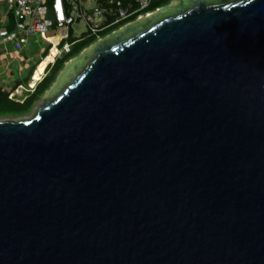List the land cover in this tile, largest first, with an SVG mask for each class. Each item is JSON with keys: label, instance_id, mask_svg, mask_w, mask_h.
Returning <instances> with one entry per match:
<instances>
[{"label": "water", "instance_id": "water-1", "mask_svg": "<svg viewBox=\"0 0 264 264\" xmlns=\"http://www.w3.org/2000/svg\"><path fill=\"white\" fill-rule=\"evenodd\" d=\"M0 264H264V0H171L0 121Z\"/></svg>", "mask_w": 264, "mask_h": 264}, {"label": "built area", "instance_id": "built-area-1", "mask_svg": "<svg viewBox=\"0 0 264 264\" xmlns=\"http://www.w3.org/2000/svg\"><path fill=\"white\" fill-rule=\"evenodd\" d=\"M49 1V5H47ZM152 0H0V45L15 42L17 46L28 42L27 38L37 36L48 46L46 56L52 55L36 79L34 73L40 64L34 65L26 81L9 90L8 98L16 101L24 94L32 93L36 85L47 75L48 71L63 54H68L71 47L81 39L70 43L69 27L74 22L82 23L88 30V36H94L95 42L103 37L99 33L107 29L115 32L153 13L146 12ZM94 2L93 9L86 8ZM156 8L154 11H156ZM11 25V29H7ZM53 30L52 35L46 31ZM54 49V54L51 50ZM31 81H33L31 83Z\"/></svg>", "mask_w": 264, "mask_h": 264}, {"label": "rangeland", "instance_id": "rangeland-1", "mask_svg": "<svg viewBox=\"0 0 264 264\" xmlns=\"http://www.w3.org/2000/svg\"><path fill=\"white\" fill-rule=\"evenodd\" d=\"M171 0H152L148 10L154 11L155 7H163L168 5ZM49 5V1L46 2ZM95 7V3L92 2L88 4L86 8L93 9ZM154 9V10H153ZM11 25H7V29H11ZM112 29H107L99 33V36L105 37L110 34ZM46 35H52L53 30H48L45 33ZM88 30L86 26L79 22H74L69 27V38L67 40L68 43L76 40L81 39L75 45L71 47V51L68 54H63L60 58L55 61V68L52 71L53 82L56 80L59 72L64 68L65 63L69 60V57L74 58L75 56L79 55L74 54L82 47H84L89 41V45L95 42L94 36H88ZM28 42L24 45L17 46L15 42H6L0 45V90L2 92L9 91L13 88L17 83L25 86L26 81L29 78V74L31 73L34 65L41 59V57L47 52L48 46L45 45L37 36L28 37ZM88 45V46H89ZM86 46V47H88ZM85 47V48H86ZM68 59V60H67ZM71 59V58H70ZM53 66V65H52ZM52 82V83H53ZM50 84V86L52 85ZM49 86V87H50ZM49 87L47 89H49ZM42 92L38 101L34 103L31 110L21 116H2L0 115V121H7V120H14L19 118H25L31 116L33 111L36 107L40 104L44 97V92ZM26 95V94H24Z\"/></svg>", "mask_w": 264, "mask_h": 264}, {"label": "trees", "instance_id": "trees-1", "mask_svg": "<svg viewBox=\"0 0 264 264\" xmlns=\"http://www.w3.org/2000/svg\"><path fill=\"white\" fill-rule=\"evenodd\" d=\"M150 3L148 7L146 8V12H150V10H148ZM156 8L158 7H155V9ZM90 42H92V40L89 41V43H87L84 47L80 48L74 54V56L80 53L86 46L90 44ZM45 56H46V53L41 57V59L36 64H38ZM70 58L72 57H69L68 59ZM54 68H55V64H53V66L48 71L47 75L36 85V87L34 88V91L32 93H27L26 95H24L22 99L18 101L8 98L9 91L2 92L0 90V115L2 116H8V115L9 116L10 115L21 116V115L28 113L31 110L34 103L39 100L42 92L45 89H47L50 86V84L53 82L54 77L52 76V71L54 70ZM17 85H19V83H17L15 86Z\"/></svg>", "mask_w": 264, "mask_h": 264}, {"label": "bare ground", "instance_id": "bare-ground-1", "mask_svg": "<svg viewBox=\"0 0 264 264\" xmlns=\"http://www.w3.org/2000/svg\"><path fill=\"white\" fill-rule=\"evenodd\" d=\"M54 53H55V52H54V49H52V50H51V54H54ZM51 57H52V55H49L48 57H46L44 60H42V61L40 62V64L38 65V67H37V69H36V71H35V73H34V79H36V77L38 76L39 72L42 71V69L45 67L46 63H47L48 61L51 60ZM32 82H33V81H31V83H32Z\"/></svg>", "mask_w": 264, "mask_h": 264}]
</instances>
